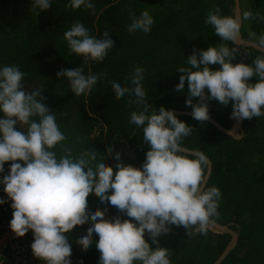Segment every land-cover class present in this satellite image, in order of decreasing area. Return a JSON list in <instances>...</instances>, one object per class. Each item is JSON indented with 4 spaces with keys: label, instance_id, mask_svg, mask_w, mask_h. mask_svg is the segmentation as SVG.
I'll return each mask as SVG.
<instances>
[{
    "label": "clouds",
    "instance_id": "1",
    "mask_svg": "<svg viewBox=\"0 0 264 264\" xmlns=\"http://www.w3.org/2000/svg\"><path fill=\"white\" fill-rule=\"evenodd\" d=\"M31 5L39 14L51 7L52 0H31ZM81 6L94 10L92 0H69L66 5L73 10ZM219 12L210 11L205 23L213 26L221 41L236 46L241 42L244 21H264V16L251 10L230 16ZM153 24V16L144 10L133 13L128 29L147 34ZM255 35L250 33L251 37ZM63 38L70 52L82 57L84 64L102 62L115 43L109 32L99 37L90 35L79 21L64 31ZM251 46L264 53V35ZM236 53L237 47L230 48L227 43L207 50L194 48L186 59L188 67L179 68L182 75L175 91L183 93L187 81L185 105L192 109L194 120L210 118L212 100L221 106L231 103V118L238 122L264 115V55L250 65L233 64ZM144 74V69L137 66L128 78L131 86L119 79L110 81L118 96L135 97L130 103L141 106V110L131 112L129 123L142 129L144 143L150 149L140 167L125 165L121 153L116 152L114 173L107 159L99 158L95 150H84L74 157L65 147L64 154L58 156L54 149L63 145L66 136L56 122V113L46 106L43 90L26 91L22 84L25 73L15 65H0V187L7 197L0 198V206L10 202V231L16 238L31 231L32 255L43 264H73L69 236L90 218L93 222L75 237V243L85 249L95 244L101 253L98 264H171L172 252L159 247L158 237L168 235L173 226H183L189 235H206L219 217L222 194L219 188L207 186L208 158L200 150L181 146L193 127L179 120L173 110L161 106L157 111L148 103L142 84ZM56 75L57 79L65 77L71 91L80 96L90 93L102 74L85 75L83 68H77L62 69ZM254 76L258 82L252 84L249 81ZM197 97L199 100L193 103ZM112 151L109 149V153ZM92 192L99 195L101 204L114 206L131 219L120 215L106 219L108 207L90 209ZM146 231L152 244L157 245L155 250L145 239ZM84 259L81 257V261ZM0 264H6L2 256Z\"/></svg>",
    "mask_w": 264,
    "mask_h": 264
},
{
    "label": "trees",
    "instance_id": "2",
    "mask_svg": "<svg viewBox=\"0 0 264 264\" xmlns=\"http://www.w3.org/2000/svg\"><path fill=\"white\" fill-rule=\"evenodd\" d=\"M152 1L155 6L151 32L129 31L133 13L147 10ZM152 1L92 0L94 10L83 6L73 10L66 7L69 0H52L47 11L37 14L31 0H0V65L18 66L25 73L22 84L26 91L43 90L44 102L50 112L56 113V122L66 136L63 145L54 149L58 156L64 154L65 147L74 157L84 150H95L99 158L107 159L115 173L117 161L114 152L122 142L127 148L126 154L120 152L122 162L141 166L150 149L144 143L142 129L129 123L131 112L141 110V106L130 103L135 97L118 96L110 83L119 79L126 86H131L128 78L137 66L144 69L142 84L153 108L158 111L161 106L167 109L174 104L175 110L184 112L192 111L185 105L187 81L183 93H177L175 86L182 75L178 70L188 67L186 59L194 48L207 50L209 46L220 43H227L230 48L237 47L233 64L244 62L250 65L257 56L264 55L252 48L221 41L213 26L205 23V16L216 9L222 16L234 15L233 0H169L170 7H165V0ZM239 1L241 13L251 10L254 15L259 12L264 16V0ZM77 21L84 24L90 35L99 37L107 31L112 36L114 47L102 62L84 64L82 57L70 52L63 35ZM250 33H255V37ZM241 35L243 40L253 43L264 35V21H244ZM187 40L188 45L184 43ZM77 68H83L85 75L102 74L90 93L76 96L65 77L57 79L56 74L62 69ZM249 82L255 84L258 81L254 76ZM198 100V97L193 98V103ZM230 110L231 103L221 106L216 100L209 102V116L218 123L217 116ZM177 117L193 127L181 146L190 151H202L211 162L207 186L219 188L222 194L219 217L215 222L229 225L232 230L234 227L238 234L236 247L221 264H261L263 248L256 242H250V238L260 223L257 218L264 217V115L244 121L245 136L239 141L222 135L208 123L192 117ZM98 122L107 125L108 131L105 135L93 136V128L99 125ZM21 128L23 130V126ZM107 147L113 150V160L108 159ZM10 163L5 164V168L9 169ZM120 214L115 208L113 214L106 216ZM87 229L85 224L78 225L69 236L73 242L74 264H98L99 255L75 243V237ZM172 231L188 234L183 226H173ZM191 239L205 242L190 247L186 256L178 258L177 264L181 261L214 264L229 245L231 237L207 231L206 235L195 233ZM81 257L85 259L81 261Z\"/></svg>",
    "mask_w": 264,
    "mask_h": 264
},
{
    "label": "rangeland",
    "instance_id": "3",
    "mask_svg": "<svg viewBox=\"0 0 264 264\" xmlns=\"http://www.w3.org/2000/svg\"><path fill=\"white\" fill-rule=\"evenodd\" d=\"M148 1H152V0H147V2ZM152 3H153L152 5L147 7L148 8L147 11H152L150 13L151 15H153V13H154L153 8L155 6L154 1H152ZM164 4H165V7H170L169 0H165ZM206 18H207V16H205L204 20H206ZM184 43L186 45L189 44L188 40L184 41ZM175 107L176 106L174 104H172V105H169L167 107V109L169 108L168 110H175ZM231 112H232V110L224 112L222 114H219L217 116L219 119V124H221L222 126H224L226 128H230L234 122V119L231 118ZM98 124L99 125H95V127L93 128V132H92L93 136L101 134V133L105 135V133L108 131V126L101 123V122H98ZM106 149L108 150L109 148L107 147ZM126 149L127 148L125 146V143L121 142L120 145H118V147L114 153L122 151V152H124L123 154H126V151H127ZM108 159L113 160L112 152L111 153L108 152ZM113 163H114V161H113ZM9 204H10V202H9ZM105 207H108V209H109L107 215L113 214V211L115 209L114 206L101 204L100 200H99V195L96 194L95 192H92L89 194V208L90 209L99 208V209L103 210ZM4 209L5 210H3L4 212L1 215V221H3L2 219L4 218L3 222L5 223V226H7L8 222L12 219V210H11V208H6V204L4 205ZM113 216H116V215H112L111 217L106 216L105 218L111 219ZM120 216L122 217V219H131V218L124 216L123 213H121ZM257 219L260 223L258 225L257 230H254V232L252 233L251 238H250V242L253 241V242H256L257 245H260L263 248L262 251L264 253V217L259 216ZM92 222L93 221L90 218V221L89 222L86 221L84 224H85V226L87 225V227H88V224L92 223ZM208 231H211V230L208 229ZM233 231H235L234 227H233ZM84 232H86V231H84ZM195 233H197V232H193L192 234L189 235V234L177 233V232L171 230V232L168 235H162V236L158 237L159 247L168 248L172 252V256L170 258L171 264H177L176 262H178V258L186 256L187 253L189 252V248L192 247L193 245L195 246L198 244H203V242H205V240H192L191 236ZM93 236H94L95 240H98V236L96 234H93ZM145 239L149 243L150 247L153 250H155L157 245L152 244L151 240L148 237L147 231L145 232ZM87 249L95 252L99 256L101 255V253L96 249L95 244H93L92 246H90ZM260 261H261V264H264V257H263V259H260L259 262ZM73 263H74V261H73ZM180 263L181 264H188V263H185L184 261H181Z\"/></svg>",
    "mask_w": 264,
    "mask_h": 264
},
{
    "label": "water",
    "instance_id": "4",
    "mask_svg": "<svg viewBox=\"0 0 264 264\" xmlns=\"http://www.w3.org/2000/svg\"><path fill=\"white\" fill-rule=\"evenodd\" d=\"M233 3H234V14L241 13L240 1L239 0H233ZM251 45H252V43L244 41L241 37V42L238 46L246 47V48H252V49L258 51L256 48L252 47ZM258 52H260V51H258ZM260 53H262V52H260ZM173 112L176 116L192 117V115H191L192 111L181 112L178 110H173ZM244 121L245 120L238 122V121L234 120V122L230 128H226V127L222 126L221 124H219L217 121H215L211 117L207 121H203V122L208 123L211 126H213L222 135L229 137L235 141H239L245 136ZM211 171H212V165H211V162L209 160V165L207 166V169H206L207 181L210 177ZM209 230H211L212 232L217 233V234H228L231 237L229 245L226 247V249L223 251V253L220 255V257L214 263V264H221L224 261V259L227 257V255L236 247L237 241H238V234L235 231H233L232 229H230L229 225H221V224H218L217 222H215L214 224H211L209 227Z\"/></svg>",
    "mask_w": 264,
    "mask_h": 264
},
{
    "label": "built area",
    "instance_id": "5",
    "mask_svg": "<svg viewBox=\"0 0 264 264\" xmlns=\"http://www.w3.org/2000/svg\"><path fill=\"white\" fill-rule=\"evenodd\" d=\"M7 172L8 168H5V174ZM0 198L7 199L2 187H0ZM6 208H10L9 203L6 204ZM3 210H5L4 205L0 206V256L5 258L6 264H43V261L32 255L30 245L33 241V234L31 231L23 238H16L10 231L9 222L5 226L4 218L1 221Z\"/></svg>",
    "mask_w": 264,
    "mask_h": 264
},
{
    "label": "bare ground",
    "instance_id": "6",
    "mask_svg": "<svg viewBox=\"0 0 264 264\" xmlns=\"http://www.w3.org/2000/svg\"><path fill=\"white\" fill-rule=\"evenodd\" d=\"M242 37V36H241ZM245 41V40H244Z\"/></svg>",
    "mask_w": 264,
    "mask_h": 264
}]
</instances>
